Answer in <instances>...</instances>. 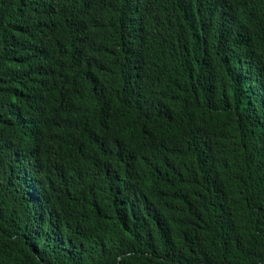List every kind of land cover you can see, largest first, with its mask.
I'll return each mask as SVG.
<instances>
[{
    "label": "trees",
    "instance_id": "1",
    "mask_svg": "<svg viewBox=\"0 0 264 264\" xmlns=\"http://www.w3.org/2000/svg\"><path fill=\"white\" fill-rule=\"evenodd\" d=\"M0 264H264V0H0Z\"/></svg>",
    "mask_w": 264,
    "mask_h": 264
}]
</instances>
